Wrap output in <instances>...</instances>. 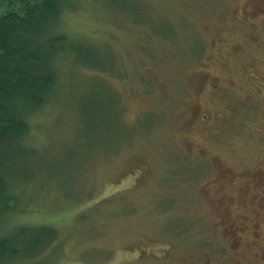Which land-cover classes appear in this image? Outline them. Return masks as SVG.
I'll return each instance as SVG.
<instances>
[{"label": "rangeland", "instance_id": "1", "mask_svg": "<svg viewBox=\"0 0 264 264\" xmlns=\"http://www.w3.org/2000/svg\"><path fill=\"white\" fill-rule=\"evenodd\" d=\"M63 16L96 57L60 58L8 155L25 208L10 226L58 234L26 264H264V0H73Z\"/></svg>", "mask_w": 264, "mask_h": 264}, {"label": "trees", "instance_id": "2", "mask_svg": "<svg viewBox=\"0 0 264 264\" xmlns=\"http://www.w3.org/2000/svg\"><path fill=\"white\" fill-rule=\"evenodd\" d=\"M72 2L0 0V264L36 262L58 238L57 230L51 226H10L14 217L19 212L23 214L25 208L19 209L21 194L8 191V178L15 177H8L6 162L14 147L18 151L22 148L21 143L29 136L33 116L43 110L47 96L53 94L60 58L67 52L83 61L89 57L84 47L70 45L68 34L59 30L65 26L63 14L71 10ZM146 54L151 53L147 50ZM98 69L114 74L110 68ZM115 74L119 75V72ZM147 80L138 76L143 88L151 89ZM117 110L120 112L118 106ZM230 231L235 232L234 229ZM197 245L199 249L213 247L212 242L200 241ZM232 245L231 249L236 250L238 242H232ZM215 249H219V255L226 260L223 246L220 244ZM221 263L225 264V261Z\"/></svg>", "mask_w": 264, "mask_h": 264}]
</instances>
